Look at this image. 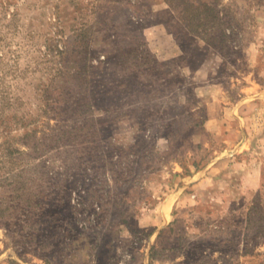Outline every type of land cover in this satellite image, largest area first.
Returning a JSON list of instances; mask_svg holds the SVG:
<instances>
[{
	"label": "rangeland",
	"instance_id": "obj_1",
	"mask_svg": "<svg viewBox=\"0 0 264 264\" xmlns=\"http://www.w3.org/2000/svg\"><path fill=\"white\" fill-rule=\"evenodd\" d=\"M0 264H264V0H0Z\"/></svg>",
	"mask_w": 264,
	"mask_h": 264
}]
</instances>
